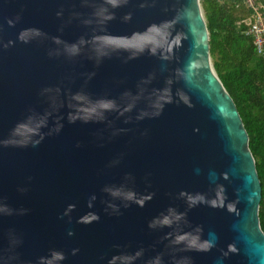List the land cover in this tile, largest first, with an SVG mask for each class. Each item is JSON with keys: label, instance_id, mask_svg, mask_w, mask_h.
Masks as SVG:
<instances>
[{"label": "water", "instance_id": "water-1", "mask_svg": "<svg viewBox=\"0 0 264 264\" xmlns=\"http://www.w3.org/2000/svg\"><path fill=\"white\" fill-rule=\"evenodd\" d=\"M260 200L200 0H0V264H264Z\"/></svg>", "mask_w": 264, "mask_h": 264}, {"label": "trees", "instance_id": "trees-1", "mask_svg": "<svg viewBox=\"0 0 264 264\" xmlns=\"http://www.w3.org/2000/svg\"><path fill=\"white\" fill-rule=\"evenodd\" d=\"M264 7V0H254ZM213 68L232 98L248 134L261 185L258 217L264 233V52L258 54L244 21L245 0H200Z\"/></svg>", "mask_w": 264, "mask_h": 264}, {"label": "clouds", "instance_id": "clouds-1", "mask_svg": "<svg viewBox=\"0 0 264 264\" xmlns=\"http://www.w3.org/2000/svg\"><path fill=\"white\" fill-rule=\"evenodd\" d=\"M107 3L111 4L113 7L118 6V0H107ZM110 18V17H109ZM84 41L81 40V44H83ZM71 51L76 52L77 51V46L73 45L71 47ZM77 100L80 99V96L75 97ZM104 107H111V105H104ZM71 120H75L77 119V117L73 116L70 117ZM58 130V129H57ZM37 144L39 143V141L36 142ZM225 179H227L228 177L225 175L224 176ZM115 195H119V193H115ZM182 196L186 195L185 193H181ZM125 199H132L133 196L129 195L128 193L125 195L124 197ZM152 199L151 196H146L140 199H135V203L139 204L140 207L144 206V202L145 200H150ZM187 202H188V206L190 208H194L199 204H207L212 208H216V209H227V211L229 213H231L234 209H233V205L232 203H227V196H226V190L225 188L220 185L217 187V190L215 192V197L211 200L207 199L204 195L202 194H197L196 196H188L187 197ZM113 207V206H110ZM115 211H119V209H114ZM174 216L175 220L179 221L181 219L184 218L185 214L183 213H177L174 209H169V215H165L162 219H158L153 221L149 227L150 228H155L157 227V225H161V226H171L172 224V219L171 217ZM92 220H99V217L95 214H89L85 217H83L79 222L80 223H90ZM202 232V229L197 227L193 233H184V236L187 235H195V234H199ZM69 235H73V233H69ZM212 235V239H207V240H200V236L199 235H195V240L196 241H200L199 247L198 248H194L193 246H190L188 244H184L183 247H177V250L180 251H191V250H197V251H209L211 250L213 247H215V236L214 234H210ZM172 234L169 233V237H171ZM183 239V236L181 237H176L174 239H171V243L170 245L172 246H178L179 241H181ZM195 243V242H194ZM237 251V249L235 248V246L233 245H229L228 246V252L224 253V256L226 257L228 255L229 252H235ZM78 252V250H74L73 251V255H75ZM142 253L138 252L136 253L137 256H140ZM189 258L185 257L182 259H174L173 260V264H186L187 260ZM148 264H163V257L162 256H156L154 259L150 260L148 262Z\"/></svg>", "mask_w": 264, "mask_h": 264}, {"label": "built area", "instance_id": "built-area-1", "mask_svg": "<svg viewBox=\"0 0 264 264\" xmlns=\"http://www.w3.org/2000/svg\"><path fill=\"white\" fill-rule=\"evenodd\" d=\"M252 13L244 23L247 26L246 35L252 38V43L258 54L264 52V7L254 0H245Z\"/></svg>", "mask_w": 264, "mask_h": 264}]
</instances>
